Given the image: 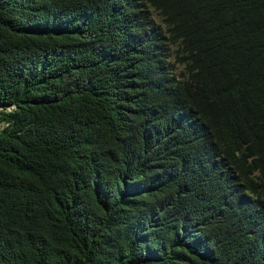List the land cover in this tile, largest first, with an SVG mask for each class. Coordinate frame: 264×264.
<instances>
[{"label":"trees","instance_id":"1","mask_svg":"<svg viewBox=\"0 0 264 264\" xmlns=\"http://www.w3.org/2000/svg\"><path fill=\"white\" fill-rule=\"evenodd\" d=\"M0 264H264V0H0Z\"/></svg>","mask_w":264,"mask_h":264},{"label":"rangeland","instance_id":"2","mask_svg":"<svg viewBox=\"0 0 264 264\" xmlns=\"http://www.w3.org/2000/svg\"><path fill=\"white\" fill-rule=\"evenodd\" d=\"M2 126H3V124L0 123V127H2Z\"/></svg>","mask_w":264,"mask_h":264}]
</instances>
